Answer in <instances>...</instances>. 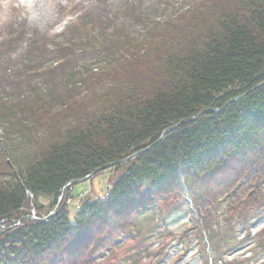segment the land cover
Segmentation results:
<instances>
[{"label": "trees", "instance_id": "trees-1", "mask_svg": "<svg viewBox=\"0 0 264 264\" xmlns=\"http://www.w3.org/2000/svg\"><path fill=\"white\" fill-rule=\"evenodd\" d=\"M92 15L70 29L73 39L94 25ZM104 32L94 48L107 65L99 75L79 70L77 60L47 67L31 57L0 83L1 124L12 134L20 119L18 132L32 133L35 150L21 164L0 148V222L10 225L0 233V264H97L148 211L164 209L156 227L167 231L185 191L215 264L250 242L249 257L221 264H261L264 229L254 236L252 228L264 217V0H194L175 22L153 23L144 41ZM142 149L113 167L107 195L83 200L74 221L65 203L48 220L25 217L27 189L38 210L39 198L52 200L49 213L68 182ZM143 243L116 264H143Z\"/></svg>", "mask_w": 264, "mask_h": 264}, {"label": "rangeland", "instance_id": "rangeland-1", "mask_svg": "<svg viewBox=\"0 0 264 264\" xmlns=\"http://www.w3.org/2000/svg\"><path fill=\"white\" fill-rule=\"evenodd\" d=\"M192 1L105 0L102 3L101 0H0V83L8 80L10 71L7 68L15 65L16 73H18L23 64L25 66L30 64L29 59L31 57H34L38 62L40 59L46 66L47 64L48 66L52 65L53 58L56 60L59 58L60 60L63 58L79 60L81 63L79 70H88L87 74L90 75L92 69H96V72L101 74L99 72L107 65L102 62L96 64V57L94 59L96 50L94 48H101L100 44L103 42L101 33L104 32V28L112 27L109 31L104 32L108 36L112 29L115 30V33L118 29L122 37L128 36L144 41L145 35L153 23L170 19L176 20L177 16L189 8ZM82 12L83 14L79 18ZM72 14L74 18H69V21H73L76 17L77 20L79 19L74 26L81 24L82 19L87 14H93L94 19V25L85 24V27H82L79 33L75 35L76 39H73L69 33L74 26L64 32L65 27L62 22L66 15ZM13 29L21 33L25 32L22 33L23 37L18 38L17 33H13ZM10 37L14 39H10ZM84 39H87L85 41L90 42V45H81V40ZM34 41L38 42V47L35 49L34 55H31L27 52L35 46ZM48 46L56 47L59 51L55 54L49 53L47 51ZM63 46L72 49V53L62 55L60 48ZM74 50L81 52L75 55ZM23 72L18 75L20 80H22L21 74ZM19 120L15 117L12 119L15 124L11 130L12 134H9L0 122V148L7 158L17 157L22 161L20 163L24 164L25 161L31 160L35 156V150L29 137V134L32 135V133L18 132L17 123ZM101 172L99 175L95 173L72 189H67L63 198H60L61 204L59 206L65 203L71 210L69 215L71 221H74L75 210L78 209L77 207L83 200L104 198L107 195L110 180L115 175L114 168L111 167ZM38 202L43 206V209L39 211L45 215L50 209L52 200L39 198ZM163 211L162 207H158L154 212L148 211L144 216L145 219L143 221L141 219L140 225L134 231L137 236L132 237L130 235V240L127 239L113 252L106 254L97 264L118 263L129 253H134L140 249L136 245L140 239L144 240L143 245L147 248V252L142 253L143 256H138L141 260L143 258V264H155L163 254L162 249L165 251V260L162 264H203V253L200 251V243L193 226V219L196 216L191 213L190 206H183L182 209L168 216L166 220L167 231L156 227L159 224V216L165 215ZM262 229H264V218L257 222L253 232L257 233ZM186 231L189 232L187 241L183 240L182 237ZM185 244L189 245L188 250H185ZM253 244L250 243L243 249L234 251L231 257H238V259L249 257L251 254L248 250ZM158 250L161 253L158 254ZM208 252L209 255L212 254L211 249H208ZM257 253L262 264L264 254L260 255L259 250ZM252 264H257V262Z\"/></svg>", "mask_w": 264, "mask_h": 264}, {"label": "water", "instance_id": "water-1", "mask_svg": "<svg viewBox=\"0 0 264 264\" xmlns=\"http://www.w3.org/2000/svg\"><path fill=\"white\" fill-rule=\"evenodd\" d=\"M259 86H260V85H259ZM241 97H243V96H239V97L233 98V99H231L230 101L238 100V99H240ZM230 101H229V102H230ZM214 110H218V109H214ZM192 119H194V117H191V118H189L188 120H192ZM177 126H178V124H176V125H174V126H171V127H170L169 129H167V130H172V129L176 128ZM167 130H165V131L163 132V134H162V136L160 137V139L163 138V136H164V134H165V132H166ZM134 155H135V154L131 155L129 158L133 157ZM129 158H126V159L122 160L121 162L127 161ZM107 166H109V165H107ZM107 166H104V168L107 167ZM102 169H103V168H102ZM76 181H77V180H72L71 182H69V183L65 186L64 190H66L71 184L75 183ZM57 208H58V207H56V208L54 209V211H52V212L47 216V218L52 217V216L57 212Z\"/></svg>", "mask_w": 264, "mask_h": 264}]
</instances>
